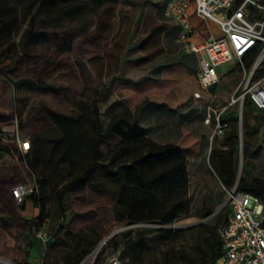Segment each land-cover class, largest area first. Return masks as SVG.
Returning a JSON list of instances; mask_svg holds the SVG:
<instances>
[{"label":"trees","instance_id":"1","mask_svg":"<svg viewBox=\"0 0 264 264\" xmlns=\"http://www.w3.org/2000/svg\"><path fill=\"white\" fill-rule=\"evenodd\" d=\"M83 1L112 6L119 2V0H0V36L11 32L19 25L18 5L31 16L30 24L20 40L21 52L12 54L9 45H5L0 61V76L7 77L5 70L10 65L22 63L31 56V50L41 44L52 45L59 56L70 52L77 37L76 26L80 13L85 11L88 5ZM166 1H161L164 10ZM168 18L170 22H167V26L153 29V37L162 36L168 31V35L174 38L177 44L176 53L172 59L158 64L153 69L154 76L135 81L129 78L121 82L117 91L122 101L129 104V107L114 114L109 123H104L99 105L100 98L109 86L104 82L100 87H86L76 102L77 109L70 113L42 105L41 109L50 126L30 135L31 148L25 153L19 151L13 137H1L0 129V183L6 188L11 182L17 185L27 181L17 165L3 161L17 152L27 168L33 172L38 189L27 195L25 201L20 203V211L14 205L16 200L12 188L15 185L11 189H5L0 199V218L4 223L14 225L19 222L21 226L27 228V257L22 260L23 262H28L30 249L39 238L37 231L43 228L45 220L48 219L46 205L51 196L54 197L60 213L65 215L69 211L75 213L70 200L71 194L75 191L86 186L96 190H108L114 200L113 205L109 207L110 212L113 219L121 223L171 224L191 213L188 160L198 154L200 139L190 129L184 128L174 141L161 142L146 131L141 121L143 113L158 111L169 115L175 124L184 127L179 111L185 110L191 104H202L204 107L202 121L208 126L204 118L209 92L202 88L197 79V58L195 54L186 51L178 40L180 25L172 18ZM65 21L69 22V27L62 31L48 29ZM100 26L102 28L103 24ZM161 43L162 40L157 39L156 55L165 52L164 47L158 52ZM184 56L196 59L193 66L188 67L183 62ZM146 58L148 59L149 55ZM246 60L250 65L253 59ZM121 63L119 59L116 70H120ZM106 69L111 71L109 65ZM30 86L38 91L40 96H57L60 91L53 82H48L42 77L36 78ZM211 90L215 92L217 86H213ZM196 91H201L202 96L195 97ZM246 109L253 111L257 108L250 99L246 100L243 116L244 148L246 144L252 146L246 136L264 124V113L257 112L256 123L252 124L246 118ZM20 116V127L23 129L25 121L22 113ZM15 117L18 116L11 115V121ZM225 118L230 121V127L222 138L214 140L209 153L211 168L223 186L229 188L237 183L239 190L249 191L264 201V172L255 175L244 174L238 178V115L231 112ZM115 136L120 140L104 156L103 144ZM258 140L262 142L259 148L264 150V130ZM244 163L248 167L253 164L250 160ZM28 198L32 199L34 206L38 208V214L35 216L28 217L23 213ZM210 213L211 211L206 215ZM227 215L228 209L226 218ZM218 222L219 217L211 225L202 223L207 227L203 232L206 235L203 238L197 237L196 250L192 253L196 262L187 257L185 258L187 264H216V259L223 249L219 233L223 222L219 226ZM156 230L158 232L160 228ZM65 231V225L59 223L53 232V239L59 240ZM163 231L165 233L162 235L165 238H169L171 232H174L172 228ZM131 233V229L124 233L128 238L123 243L112 238L111 246L113 250L121 249L123 264L129 256L131 259L128 264H141V243L145 241L142 236L143 230L140 231L142 235L134 239L130 237ZM51 240L52 236L48 235L46 245ZM65 258L67 260L65 264H76L81 260V255L78 252L67 251ZM153 263L163 264L158 263V259ZM45 264H49L48 261Z\"/></svg>","mask_w":264,"mask_h":264},{"label":"rangeland","instance_id":"2","mask_svg":"<svg viewBox=\"0 0 264 264\" xmlns=\"http://www.w3.org/2000/svg\"><path fill=\"white\" fill-rule=\"evenodd\" d=\"M161 1L119 0L113 6L83 1L88 5L85 11L80 13V19H77V37L70 52L59 56L52 45L41 44L34 47L31 50V56L24 59L22 63L10 65L5 70L7 77L0 76L1 137L9 138L10 136L4 129H11V115L18 116L21 132L33 135L36 131L50 126L49 120L41 109L42 105L70 113L77 109L76 102L81 98L86 87H100L104 82H107L109 86L100 98L99 105L103 121L107 124L108 119L125 106L126 102L122 101L117 91L121 82L129 78L135 81L154 76L153 69L158 64L172 59L173 54L176 53L177 44L174 38L168 35V31L162 36L153 37L154 28L167 26V22H170ZM18 7L19 25L11 32L0 36V61L6 44L9 45L12 54L21 52L20 40L30 24L31 16L21 5ZM99 15H101L100 18ZM194 22L210 25L212 28L217 26L213 20L199 21L198 18H194ZM101 24H103L102 28H100ZM68 27L69 22L65 21L61 25L48 29L62 31ZM159 38L162 43L158 46V52L161 47L165 48V52L156 55V43ZM119 59L122 63L120 70H116ZM51 60L52 63H50ZM107 65L111 71L106 69ZM220 76L222 78L218 85V101L225 104L237 88L242 74L236 67V63L230 62L224 65ZM38 77L53 82L60 89L59 94L40 96L39 92L30 86ZM203 112L202 104H191L185 110L181 109L179 113L184 127L175 124L169 115L158 111L141 115L146 131L161 142L174 141L184 128L190 129L200 139L198 154L188 160L192 209L188 216L181 217L171 224L117 222L110 212L109 207L113 205L114 200L109 191L96 190L90 186L71 194L70 200L75 213L69 211L62 215L54 197L51 196L46 205L48 219L45 220L43 229L47 235L52 236V240L46 245L38 238L30 249L28 263L39 264L45 249L44 264L46 261L49 264H65L67 251L78 252L82 259L89 249L108 234H112V238L119 243L125 242L128 236L124 233L130 229L132 239L142 235L140 231L143 230L142 236L145 241L141 243V264H154L156 259L158 263L166 261L165 264H187L185 260L187 257L196 262L192 256L196 250V239L203 238L206 235L203 232L207 230L202 223L211 225L219 217V226L225 220L228 209L224 206L227 194L223 191V185L209 162L212 130L203 124ZM257 112L264 113V110L246 109V118L250 123H256ZM21 113L25 121L23 129L20 127ZM234 113L238 115L237 111ZM263 130L264 124L254 133L246 136L252 146L246 144L243 155L238 153L237 173L240 176L264 172V150L259 148L262 145L261 140L257 141ZM119 140L117 136L110 137L103 144L104 156ZM248 160L253 163L250 167L244 163ZM3 161H10L17 165L25 180L35 181L33 172L27 168L17 152L12 157L4 158ZM14 185L15 183L11 182L5 188L0 183V199L5 189H11ZM26 203V216L36 215L38 208L34 206L32 199L28 198ZM14 205L18 211L21 210L20 203L15 202ZM209 211L211 213L206 215ZM59 223L65 225L66 231L57 240L53 239V232ZM156 228L160 230L157 232ZM170 228L174 232H171L169 238H165L162 235L165 233L163 230ZM69 236L72 240L68 239ZM26 248L27 228L21 226L19 222L8 225L0 218V255L22 261L27 257ZM111 248L110 244L109 249ZM130 259V256L127 257L124 264H128Z\"/></svg>","mask_w":264,"mask_h":264},{"label":"built area","instance_id":"3","mask_svg":"<svg viewBox=\"0 0 264 264\" xmlns=\"http://www.w3.org/2000/svg\"><path fill=\"white\" fill-rule=\"evenodd\" d=\"M193 11L203 21L213 20L217 29L195 25ZM165 14L180 25L178 40L197 57V79L209 92L204 118L212 129L209 153L214 140L222 138L230 127L225 116L237 111L242 156L245 102L250 99L257 109L264 110V0H167ZM246 59H253L250 65ZM230 62L236 63L242 76L227 103L222 104L218 101L220 72ZM215 85L217 90L213 92ZM194 96L201 97V91L194 92ZM10 126V130L4 131L16 140L19 151L25 153L31 148L30 135L20 131L18 117ZM223 190L227 194L224 206L228 207V215L219 228L223 249L216 264H264V201L249 191L239 190L237 183L229 188L223 186ZM35 191H38L35 181L12 188L17 203L24 202ZM37 236L47 242L43 228L37 231ZM112 236L102 237L76 264H123L121 249H109ZM0 264L30 263L0 255Z\"/></svg>","mask_w":264,"mask_h":264},{"label":"crops","instance_id":"4","mask_svg":"<svg viewBox=\"0 0 264 264\" xmlns=\"http://www.w3.org/2000/svg\"><path fill=\"white\" fill-rule=\"evenodd\" d=\"M194 18H198L199 19V21H203V20H201L200 19V17H198L196 14H195V12L193 11V14H192V21H193V23L195 24V25H197L198 27H201V28H203V27H206L207 25H202V24H200V23H197V22H194ZM210 26V25H209ZM211 27V26H210ZM212 28V27H211ZM214 29H217V27L216 28H214ZM177 60H180V59H177ZM183 60V62L188 66V67H191V66H193V64H194V62L196 61V59H192V56H184V59H182ZM197 64V63H196ZM198 65V64H197ZM196 65V66H197ZM125 104V106H124V108L122 109V110H124V109H126V108H128L129 106L126 104V103H124ZM121 110V111H122ZM118 113V112H117ZM111 118H112V116L108 119V123H109V121L111 120ZM183 126V125H182ZM27 204V203H26ZM38 214V212H36V215ZM24 215L26 216L27 214H26V210L24 211ZM34 216H35V214H34ZM69 240H72V237L70 238V236H69V238H68ZM44 253H45V251H44ZM43 258H44V254H43V256H42V258H41V260H40V262L39 263H41V262H43L44 263V260H43Z\"/></svg>","mask_w":264,"mask_h":264},{"label":"water","instance_id":"5","mask_svg":"<svg viewBox=\"0 0 264 264\" xmlns=\"http://www.w3.org/2000/svg\"><path fill=\"white\" fill-rule=\"evenodd\" d=\"M238 178H240V174L238 175Z\"/></svg>","mask_w":264,"mask_h":264}]
</instances>
